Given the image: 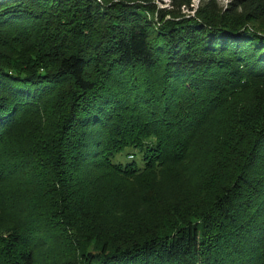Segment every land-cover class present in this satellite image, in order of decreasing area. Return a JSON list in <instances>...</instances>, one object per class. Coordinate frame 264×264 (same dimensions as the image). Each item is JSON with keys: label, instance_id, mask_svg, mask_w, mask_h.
Returning <instances> with one entry per match:
<instances>
[{"label": "trees", "instance_id": "obj_1", "mask_svg": "<svg viewBox=\"0 0 264 264\" xmlns=\"http://www.w3.org/2000/svg\"><path fill=\"white\" fill-rule=\"evenodd\" d=\"M217 1L0 0V264H264V0Z\"/></svg>", "mask_w": 264, "mask_h": 264}, {"label": "rangeland", "instance_id": "obj_2", "mask_svg": "<svg viewBox=\"0 0 264 264\" xmlns=\"http://www.w3.org/2000/svg\"><path fill=\"white\" fill-rule=\"evenodd\" d=\"M203 0H192L191 4V9L187 8L184 9L183 12H186L187 14H190L192 16L195 15V11L198 9L200 4L202 3ZM218 7H221L225 9L227 7V4L229 0H218ZM171 0H154L153 5L155 6V17H158V11L161 10L162 8H169L170 7ZM153 24L156 28L159 27L162 23H160L158 20L159 19H153ZM218 116L216 115V118L213 120L216 121L218 124ZM213 123V121H212ZM217 127V126H215ZM27 132H24L26 134ZM20 139H22V135L18 136ZM25 139V136H24ZM120 159H126L130 160L129 158H125L124 156H121ZM136 161L138 164L142 163V155L139 154L136 157ZM181 170L173 168H165L163 171L158 174V175H152V176H145L143 180L137 182V183H125L119 180L118 177L115 176H107L105 179L106 182H109V185L112 188H120L121 192V203L124 204L131 209H136V210H145V206L142 205V195H145L147 197L148 201V196H152V198L160 195L162 197H169V195L175 191L177 187H179L181 190L186 189L187 185H189L187 182L184 180H180L179 176ZM180 182H179V181ZM178 181V182H177ZM187 184V185H186ZM146 201V204H147ZM140 208V209H139ZM15 213V211L12 212V214ZM16 214H13L11 218Z\"/></svg>", "mask_w": 264, "mask_h": 264}]
</instances>
